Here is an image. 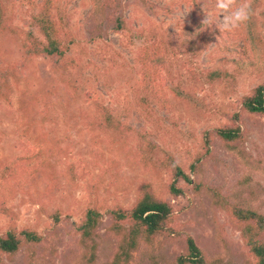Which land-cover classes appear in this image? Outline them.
I'll return each mask as SVG.
<instances>
[{
  "label": "rangeland",
  "instance_id": "374dc122",
  "mask_svg": "<svg viewBox=\"0 0 264 264\" xmlns=\"http://www.w3.org/2000/svg\"><path fill=\"white\" fill-rule=\"evenodd\" d=\"M51 1L61 36L73 41L68 56L75 69L56 75L49 59L27 62L18 67L12 104H0V235L14 227L41 237L4 264H76L77 228L94 208L100 212L95 264H112L119 244L109 233L114 217L136 208L147 183L171 204V224L181 233L143 244L127 264L186 258L185 233L203 251L204 264H255L214 191L264 215V115L242 111L244 96L264 84V0H250L249 21L224 32L216 0H113L107 11L115 17L98 22L92 0ZM48 2L0 0V8L17 30L38 33L32 17ZM117 16L130 30L115 31ZM23 55L18 34L0 35V62L11 67ZM213 71L228 78L213 80ZM42 94L55 102L49 114L30 102ZM101 105L133 128L126 143L96 128ZM236 113L246 140L227 146L215 137L207 153L204 133L233 125ZM148 141L155 145L147 156L157 164L152 170L135 149ZM171 158L197 185L178 183L185 196L170 194L172 174L160 168Z\"/></svg>",
  "mask_w": 264,
  "mask_h": 264
},
{
  "label": "trees",
  "instance_id": "16d2710c",
  "mask_svg": "<svg viewBox=\"0 0 264 264\" xmlns=\"http://www.w3.org/2000/svg\"><path fill=\"white\" fill-rule=\"evenodd\" d=\"M146 0H140L142 4ZM49 0L48 4L45 3L43 12L32 17V25L37 28L38 33L34 32H22L17 30L12 24V18L5 17L3 9L0 8L2 14H0V35L9 33L18 34L21 37L24 55L22 61L18 62L14 66L8 67L4 63L0 62V104L10 106L12 104L11 98L14 94V81L17 79L20 73L19 68H27V62H32L36 58L49 59L51 62V69L56 75H63L64 71L74 73L72 64L73 59L68 56V51L71 50L73 41L69 43L61 36V30L58 22H56V16L53 15V11L50 8ZM94 3V15L95 21L99 20H111L115 17L109 13L107 9H114L115 4L113 0H92ZM1 6V4H0ZM154 10V9H151ZM46 11L50 14L47 16ZM45 13V14H43ZM107 14V16H105ZM114 29L117 33L130 30L131 24L128 20L117 16L114 20ZM255 24L250 25L249 29L252 30ZM74 66V65H73ZM22 73V72H21ZM228 78V73L223 74L221 71H213L210 73V77L213 80L222 78ZM71 82V79H70ZM32 103H41L46 107L45 114H49V108L55 104L52 99L44 94L36 96L31 99ZM141 104L144 108L149 107L148 99L143 98ZM242 111L248 112L254 115H264V84L255 88L250 94L244 96L242 101ZM98 114L96 120V128H98L103 134L110 136L114 141L118 138L122 143H126L125 138L133 132V128L128 127L121 121V116L117 114L113 109L104 105L96 108ZM233 125L223 128H217L215 130H207L204 133V147L207 153L211 151V145L215 137L221 139V141L227 146H231L233 143L245 141V132L241 126V115L236 113L231 118ZM147 151L141 143L135 146L137 152L141 155L144 167L152 170L157 168V164L152 159H148L147 156L154 150L155 145L148 141L145 144ZM147 154V155H146ZM161 169H167L172 174V183L169 187V192L175 197L185 196V192L178 186V183L185 182L187 185L195 184L193 178L186 173V171L171 158L170 162H167L160 166ZM196 168L193 165L192 170ZM92 189H96L95 186H91ZM141 191L144 192V196L139 200L136 208L133 211L127 213H120L114 217L117 224L114 223L113 230L110 229L109 233L116 234L119 239L118 249L115 253V259L112 264H127L132 252L138 251L142 248V245L147 246L153 244L154 240L161 234L177 235L181 233L177 226L171 224V218L174 216L172 206L167 201L158 198L154 194V187L152 184H144ZM214 191V190H213ZM214 198L217 199L219 207L225 210L229 216L231 224L241 231V236L245 246L248 247L252 256L254 257L255 264H264V215L257 213L249 208L232 204L228 202L227 198L216 193ZM3 200H0V209H2ZM113 214V213H112ZM100 212L98 208L88 210V213L77 228V232L80 233L81 238L78 240L77 245L80 248V255L77 257L76 264H95L96 263V251L98 244L94 240L95 229L98 224ZM130 221V224L126 227L124 221ZM132 222V223H131ZM116 227V228H115ZM189 249V256L186 258L179 257L174 264H204V258L202 257L203 251L197 246L193 238L184 234ZM41 237L29 230L19 232L16 228L12 227L4 235H0V264H4V257L12 259L14 255L24 245H28L30 242H38ZM126 257L127 259H123Z\"/></svg>",
  "mask_w": 264,
  "mask_h": 264
},
{
  "label": "clouds",
  "instance_id": "9594fccd",
  "mask_svg": "<svg viewBox=\"0 0 264 264\" xmlns=\"http://www.w3.org/2000/svg\"><path fill=\"white\" fill-rule=\"evenodd\" d=\"M202 7L204 9V5ZM215 8L222 17V22L217 25L220 32L238 29L251 18L250 0H216ZM207 22L208 16L204 20Z\"/></svg>",
  "mask_w": 264,
  "mask_h": 264
}]
</instances>
